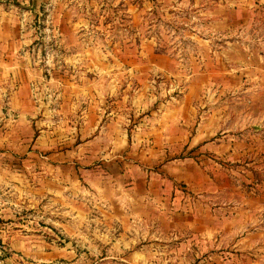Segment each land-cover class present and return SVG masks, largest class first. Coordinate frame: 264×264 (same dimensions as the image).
Segmentation results:
<instances>
[{
  "label": "rangeland",
  "instance_id": "rangeland-1",
  "mask_svg": "<svg viewBox=\"0 0 264 264\" xmlns=\"http://www.w3.org/2000/svg\"><path fill=\"white\" fill-rule=\"evenodd\" d=\"M4 31L16 35L24 47V61L32 65L34 89L40 93L35 140L24 148L0 143V177L5 179L0 180V202L12 210L0 220L5 256H23L8 245V229L2 226L9 225L29 228L27 233L43 238L44 249L68 248L102 258L97 264H126L118 261L129 256L137 258V264H264L253 261L257 255L264 257L256 245L243 247L253 260H242L237 257L239 247L222 240V230L207 241L192 229L194 219L198 226L210 221L203 209L241 202V190L225 192L223 187L213 202L178 183L166 202L158 186L154 214L143 218L125 212L127 201L107 197L102 210L94 198L74 194L73 208L89 209L79 215L83 229L76 230L64 220L68 215L56 212L63 211V204L53 203L50 196H56L49 190L34 197L30 181L13 179L84 177L86 171L97 177L98 163L103 172H110L102 164L105 160L98 162L96 154L91 155L98 148L80 158L81 140L96 135V130H86L88 123L104 127L106 133L114 125L120 127L128 141L115 150L121 170L135 161L162 173V166L178 152L163 150L164 119L159 118L163 109L178 105L187 124L200 106L204 111L231 110L233 126L243 127L246 141L260 147L264 134L246 129L257 124V117L249 115L264 111V0H0V34ZM155 122L151 135L149 125ZM1 123L6 128L16 121L6 116ZM173 133L178 135L177 130ZM105 140L101 144L107 143V136ZM77 146L76 158L66 156L67 149ZM261 149L255 152L264 153ZM181 151L184 158L197 152ZM42 185L47 187L48 181ZM22 188L29 197L20 198ZM212 216L215 223L223 222V214ZM71 239L77 242L71 244Z\"/></svg>",
  "mask_w": 264,
  "mask_h": 264
},
{
  "label": "crops",
  "instance_id": "crops-1",
  "mask_svg": "<svg viewBox=\"0 0 264 264\" xmlns=\"http://www.w3.org/2000/svg\"><path fill=\"white\" fill-rule=\"evenodd\" d=\"M15 36L11 32L6 34L5 31L2 35L0 34V143L4 147L17 143L19 148H24L27 142L35 140L36 133H38L33 128L35 124H38L37 118L40 107L37 101H40V93L34 89L33 81L36 74H34L31 64L26 65L23 56L24 47L19 45ZM261 68L264 70V66ZM227 100L230 101L229 98ZM201 102L203 103V100ZM200 107L202 108V106ZM201 108L192 110L193 121L188 120L190 124L186 123L187 116L182 115L183 109L180 105L162 110L159 118L164 119L162 121L163 126L159 124L162 126V148L166 151L178 152L174 160L167 161L162 166V173L152 172L149 167H143L135 161L125 170H121L116 163L119 157L115 155L119 152H115V150H120L121 145H127L128 141L125 135L121 136L120 127L114 125L111 127V131L106 133L104 127H97L88 123L86 130L91 128V133L96 130V135L92 136L94 138L91 141L83 142L81 140L79 148L84 151L80 158L88 157L90 148L95 150L98 148L96 152L91 150V155L96 154L99 158L98 162L105 160L107 164L105 162L102 164L108 165L107 169L110 172H103L98 163L95 173L97 177H91L86 171L84 177H58L56 174V177H14L13 179L23 183L30 181L31 184L29 185L35 191L33 192L34 197L37 196L36 192L41 194V192L44 193L49 190V193L56 196H50L52 202L63 204V211L56 212L68 215L65 216L64 220L70 226H75L74 229L76 230L83 229L85 221L80 219L79 215L88 213L89 209L86 211L82 206L73 208L72 196L74 194L94 198L97 204L96 208L102 210L105 209L104 202L107 197L112 198L113 202L127 201L130 206L129 208L123 206L125 212L143 218L146 215L150 217L154 214L153 199L159 196L158 189H156L158 186L161 189L160 194L162 197L164 195L163 200L166 202L173 196V188L178 183L190 186L193 193L200 195L201 199H208V201L213 202L214 197L223 191V187H225V192L241 190V202H236L234 205L225 203L224 205L208 207L206 210L203 209L204 213H209L205 214V217L209 218L210 221L201 224L204 225L203 227L198 226L199 221L194 219L192 229L195 236L204 235L207 237L204 238L207 241H212L211 235H216L218 231L222 230V240L230 239L234 247H239L240 253L237 257L248 260L249 257L244 252L243 247L253 244L264 250V167H262L264 165V153L255 152L257 149L263 150L261 148H264L262 147L264 143L260 147L259 145L254 147L251 142L246 141L243 127L233 126L231 110L224 109L216 112V110L213 111L209 108L204 111ZM6 116L12 118L16 123L12 124L11 127H2L1 121ZM249 116H251L250 118L257 117V124L247 125L246 131L251 130L257 135L264 134V111H261L257 116ZM166 117L169 118L170 123L165 122ZM218 117L223 118L218 120ZM158 122L160 121L158 120ZM155 124L156 122L152 126L149 125L151 135L156 132L154 131ZM175 130L178 131V135L173 133ZM106 136L107 143L101 144L100 141H106ZM76 148L78 146L67 149L66 156H75L76 158L78 155ZM107 149L112 153L107 155L105 152ZM186 149L197 150V152H193L192 158H184L181 155V150ZM104 156L110 157L104 159ZM220 158L225 161L223 165L218 161ZM0 180L5 181L4 177H0ZM74 180L85 183V188L80 189V186H75ZM46 181H48L47 187L42 185V182ZM57 183H60L63 189H58ZM19 190L20 198L22 196L29 197L27 191ZM56 198H59L58 201ZM98 203H100V207ZM1 204L0 220L12 211L6 206L3 207V203ZM123 207H118V211ZM112 209L117 210V207L112 206ZM212 214L216 216L223 214L224 217H221L223 222L215 223ZM13 226L16 227V224ZM2 227L8 229V233L4 234L8 238V245L23 256L18 257L14 254L9 257L8 255L4 256L0 258V264H97L103 260L99 257L94 259V255L89 257L85 254L74 253L68 248L44 249L43 238L27 233L25 230H29V228L21 226V229L17 227L19 229L17 230L9 225ZM31 230L34 231L33 227ZM74 242L77 240H70L71 244ZM209 245H213V243L211 242ZM23 257L31 258V261L26 263ZM231 257L234 258L232 255ZM256 258L258 259L249 260L256 262L264 260V257L260 255H257ZM136 259L129 256L128 261L120 258L118 262L137 264ZM227 259L229 261V257Z\"/></svg>",
  "mask_w": 264,
  "mask_h": 264
},
{
  "label": "built area",
  "instance_id": "built-area-1",
  "mask_svg": "<svg viewBox=\"0 0 264 264\" xmlns=\"http://www.w3.org/2000/svg\"><path fill=\"white\" fill-rule=\"evenodd\" d=\"M6 248L4 246V243L0 237V258L5 256Z\"/></svg>",
  "mask_w": 264,
  "mask_h": 264
}]
</instances>
